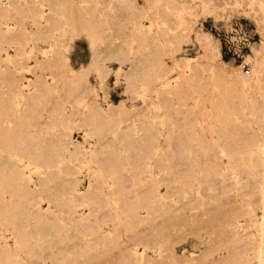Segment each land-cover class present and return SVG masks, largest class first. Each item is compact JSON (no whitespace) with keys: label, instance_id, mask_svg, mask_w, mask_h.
<instances>
[{"label":"rangeland","instance_id":"obj_1","mask_svg":"<svg viewBox=\"0 0 264 264\" xmlns=\"http://www.w3.org/2000/svg\"><path fill=\"white\" fill-rule=\"evenodd\" d=\"M0 32L10 35L0 44V103L17 109L0 113V131L21 133L19 145L0 149V173L17 180V159L29 150L55 159L32 170V197L0 182V229L17 255L0 262L255 263L248 252L227 254L233 200L250 198L233 196L238 185L222 188L209 159L222 130L224 142L242 145L252 129L248 147L260 142V129L250 116L247 129L228 98L244 91L246 108L260 96L264 0H0ZM243 75L257 79L243 85ZM68 138L79 152L65 149ZM237 169L241 182L257 176ZM149 175L159 202L172 205H138V181ZM87 189L89 198H75ZM188 193L200 201L184 206ZM221 206L225 217L209 225Z\"/></svg>","mask_w":264,"mask_h":264},{"label":"bare ground","instance_id":"obj_2","mask_svg":"<svg viewBox=\"0 0 264 264\" xmlns=\"http://www.w3.org/2000/svg\"><path fill=\"white\" fill-rule=\"evenodd\" d=\"M76 1H71V5ZM70 5V6H71ZM146 31V30H145ZM8 34H4L0 32V44L4 42H8L9 39ZM163 41V40H161ZM172 42L171 40H169ZM168 41V42H169ZM214 46L209 41V46ZM63 64L61 57L56 59L55 63ZM261 69L264 72V54L263 61L260 63ZM62 68V66H61ZM63 71V70H62ZM83 73H79L82 76ZM18 78V77H17ZM72 78V77H69ZM254 78L257 79V75L254 76H242L241 83L249 86L250 80ZM43 85H46L45 80H40ZM260 88V96L255 95L254 93L250 96L248 100V105L245 108V104H247V96L242 92L241 95H232L228 98V104L235 106L237 108V112H242L243 117L246 115V119L244 120V126L248 129L249 123L247 122L248 116H250V121L260 129V142L256 147L251 148L248 147L249 143H253L255 141L254 136L255 132L253 129L251 131L254 135H249L246 139V142L242 145L232 144L229 142H224L221 138L228 135L227 130H222L219 134V138L217 139L214 147L210 150L211 157L209 161L211 162V172L213 174L221 173V187L227 190H234V187L238 185L233 191V196L238 195L239 191H245V193L249 196L250 199L241 202V199L233 200L237 202L236 207L230 208L233 216L237 218L236 222L234 219H229L228 224L231 226L229 231L227 232V237L233 240L235 244L231 245V248L227 251V254H239L240 252H248L255 260L254 264H264V80L255 81L254 87ZM14 93L16 95H24L25 92H20L15 90ZM26 95V94H25ZM197 102L194 101L191 104V107H196ZM5 110H9V113L16 112L15 103H0V113H3ZM208 115V113H207ZM108 120L107 117H105ZM209 126L207 124L202 125L201 133H204L205 130ZM249 133V132H248ZM21 137L20 131L12 129V131H0V149L3 147L12 148L19 145L18 140ZM60 140V139H59ZM58 140V141H59ZM66 150L71 154L74 152H79V146L77 141L71 140V138L66 139ZM130 143V142H129ZM70 145L74 147L73 150L69 149ZM127 146L128 143H125ZM184 149V148H183ZM62 148L60 147L58 153L56 154L57 159L60 161L65 155L62 153ZM153 150V149H152ZM152 150L150 152H152ZM5 157L0 154V162ZM49 157V162H53L55 159L47 154H40L37 151L29 150L26 154L20 155L17 159L18 164L15 166L16 178L7 180L6 177L0 173V182L3 187L13 186V184H17L23 194L24 197H32L33 189L29 185V181L31 180V173L33 169L38 168L39 161ZM218 157V159H215ZM154 166H158V159L155 158ZM151 161H147L145 166H141L142 172L148 170V164ZM243 168L245 172L249 171L251 167L256 169L257 176H251L246 181L241 182V178L237 168ZM80 169V165H77V169ZM187 167H185L181 172H185ZM134 176V174H133ZM164 180H170L167 176L163 177ZM199 179V178H198ZM196 178V180H198ZM77 178L72 179V184L77 182ZM120 183L123 181L122 177L119 178ZM147 181V182H146ZM146 181H138L140 189L136 194L137 203L140 207H162L163 205H172V202L160 203L158 196L156 195L155 185L153 183V176L149 175ZM198 192H203L201 188L196 187ZM247 189V191L245 190ZM87 189L86 192H79L75 194V198L81 197L82 199L89 198L91 191ZM72 191V188L70 189ZM257 195L256 200H252V197ZM185 200L183 205H188L189 203H198L200 201L199 194L193 195L192 193H188L185 195ZM235 198V197H234ZM233 198V199H234ZM125 204H129L127 200H124ZM231 205V204H230ZM131 208H134V205H130ZM179 207V206H178ZM40 209L35 211L34 216L37 218L38 215L41 214ZM125 212V210H124ZM148 214L139 215V219H148ZM194 215V214H193ZM190 217V215H189ZM224 208L223 206L216 208L211 216L208 219L209 225H214L219 220L223 219ZM82 216L80 217V219ZM188 218V217H187ZM182 220L185 221V217H182ZM232 224H235L236 228L233 229ZM108 234V232L102 233L101 236ZM13 248L17 251V245L14 244ZM0 255H4L5 258L8 259L10 263L17 262V255L12 252V245L8 242V235L5 234L2 229H0ZM149 258V255H146ZM197 257H193L190 259H185L183 261L177 262V264H195ZM0 264H8L3 261Z\"/></svg>","mask_w":264,"mask_h":264}]
</instances>
